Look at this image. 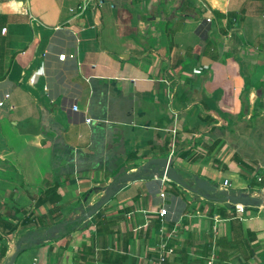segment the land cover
I'll return each mask as SVG.
<instances>
[{
  "label": "crops",
  "instance_id": "1",
  "mask_svg": "<svg viewBox=\"0 0 264 264\" xmlns=\"http://www.w3.org/2000/svg\"><path fill=\"white\" fill-rule=\"evenodd\" d=\"M82 1L0 0V264H264V0Z\"/></svg>",
  "mask_w": 264,
  "mask_h": 264
},
{
  "label": "water",
  "instance_id": "2",
  "mask_svg": "<svg viewBox=\"0 0 264 264\" xmlns=\"http://www.w3.org/2000/svg\"><path fill=\"white\" fill-rule=\"evenodd\" d=\"M171 163L172 162L169 159H153V160H149L147 162L146 166L148 167L149 165H152V164L162 166L163 170L167 171V176H168V178L171 179L172 182L177 183L179 186H182L184 189H186L189 192H192L194 194H199L200 192H204V193L216 192L217 188L215 186H210L207 181L198 180L197 178L194 181V187L189 188L186 184H184L182 182V180L178 177L177 173L175 171H173V169L170 168ZM123 179L126 181L134 180V178L132 176H129V175L124 176ZM113 194H114V191L110 190L108 192L107 197L103 201H101L98 208H101L104 204H106ZM225 199L231 205H238L239 204L242 206H247V205L251 206L255 203H259V201L260 202L262 201V199H258V198H248V197H239V196H229V197H226ZM263 206H264V204H263ZM16 254H17V252L15 250H13L8 255V261L6 264H13V261L16 257Z\"/></svg>",
  "mask_w": 264,
  "mask_h": 264
},
{
  "label": "built area",
  "instance_id": "3",
  "mask_svg": "<svg viewBox=\"0 0 264 264\" xmlns=\"http://www.w3.org/2000/svg\"><path fill=\"white\" fill-rule=\"evenodd\" d=\"M87 2H88V0H83L82 1L81 5L79 7V9H80L81 12H83L85 10L86 5H87ZM205 22L206 23H210L211 22V18H206ZM65 57H66L65 55L58 56V61L63 62L65 60ZM69 58H72V56H70ZM8 98H9V94L8 93L4 94V96L0 100V108H2L5 105V103L7 102ZM89 121L90 120L88 119L87 122H89ZM153 177L156 178V179L157 178H161L160 180H161V183L162 184L165 183V182H168V183L172 182L171 179L168 178L167 171L166 170L163 172L162 176H158V175L154 174ZM228 186H230L229 185V181L228 180H224L223 183H222V185H221V187L226 188ZM164 196L165 195L163 193L160 194V197L161 198H164ZM232 206L234 207V209L237 212H243L244 211V209H243L244 206H242V205H239L238 204V205H232ZM165 215H166V210L165 209L159 210V216H165ZM164 248H165V244H161L159 246L160 253H158V258H157V261H156L157 264H162L165 261L166 255L167 254H171V252H172L170 249L167 250V252L166 251L164 252ZM205 264H214V256H213V253L210 254V257L206 261Z\"/></svg>",
  "mask_w": 264,
  "mask_h": 264
},
{
  "label": "rangeland",
  "instance_id": "4",
  "mask_svg": "<svg viewBox=\"0 0 264 264\" xmlns=\"http://www.w3.org/2000/svg\"><path fill=\"white\" fill-rule=\"evenodd\" d=\"M215 195L220 196L219 194H215ZM223 195H224V194H223ZM247 196H248V198H251L250 196H252V195L249 194V195H247ZM253 196H256V195H253ZM263 204H264V196L262 197V201H261V202L259 201V203H257V206L260 207V208H261V207L264 208ZM261 205H262V206H261ZM233 208H234V207H233ZM244 208H245V207H243V209H244ZM244 210H245V209H244Z\"/></svg>",
  "mask_w": 264,
  "mask_h": 264
},
{
  "label": "trees",
  "instance_id": "5",
  "mask_svg": "<svg viewBox=\"0 0 264 264\" xmlns=\"http://www.w3.org/2000/svg\"><path fill=\"white\" fill-rule=\"evenodd\" d=\"M5 255V254H4Z\"/></svg>",
  "mask_w": 264,
  "mask_h": 264
}]
</instances>
